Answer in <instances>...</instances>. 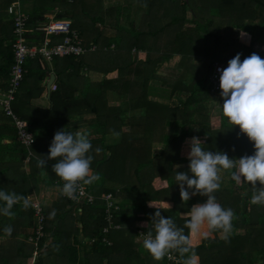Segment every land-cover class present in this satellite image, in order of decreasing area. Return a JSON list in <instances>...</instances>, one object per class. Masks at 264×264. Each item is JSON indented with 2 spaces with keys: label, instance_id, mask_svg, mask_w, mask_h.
I'll use <instances>...</instances> for the list:
<instances>
[{
  "label": "trees",
  "instance_id": "16d2710c",
  "mask_svg": "<svg viewBox=\"0 0 264 264\" xmlns=\"http://www.w3.org/2000/svg\"><path fill=\"white\" fill-rule=\"evenodd\" d=\"M15 1L32 2L27 19L32 29L27 34L29 41L41 44L39 24L46 21V13L54 12L57 18L70 19L83 44H94L96 50L80 56H54L51 67L41 55L26 61L12 109L35 130L29 171L23 167L27 149L17 141L11 119L1 112L0 190L26 197L28 192L37 191L41 180L37 162L49 155L54 135L61 130L57 122L61 116L87 126L83 131L92 144L91 168L100 178L87 184L95 200L90 204L82 202L80 213L73 215L75 204L61 192L55 201L41 205L45 215L41 237L35 234L34 205L27 209L22 203L14 205L12 217L0 213V264H27L26 260L33 256L32 264H183L187 255L182 257L171 250L168 253L175 259L165 255L156 260L144 249L143 242L134 241L138 229L145 234L153 230L151 217L157 208L149 206L152 201L171 203L160 209L161 214L173 218L190 237L196 264H264V204L250 203L253 189L249 183L242 181L238 185L231 178V170H221V186L213 195L222 207L231 208L235 214L232 232L225 242L219 231H210L207 225L199 233L185 227L191 207L206 202L207 197L197 200V194L184 202L175 181L178 171L188 172L189 160L180 156L187 137L204 135V150L222 151L232 159L255 152L254 143L223 115V98L220 124L218 128L210 124L209 76L215 62L228 61L238 53L242 54L241 60L252 53L264 59L260 51L264 43V0H135V6L143 12L137 20L130 16V3L0 0V10H5L0 11V91L8 86L13 63V25L7 6ZM123 17L130 18L128 23H122ZM240 31L250 35L248 45L239 42ZM132 51L138 52L137 56ZM175 55L179 56L178 75L169 78L157 74L162 62ZM49 68L56 75L55 88L49 97L51 107L43 124L38 125L30 114L29 99L45 90L42 82ZM85 70L103 74L117 70L118 75L91 81ZM153 81H159L160 88L167 91V103L148 98L157 88L151 85ZM109 91L119 96L118 104L109 103ZM41 135L49 138L46 143ZM110 135L118 136V141L106 144ZM46 162L48 179L43 182L61 185L62 180L52 171L56 161ZM155 180L167 185L156 189ZM117 191L126 195L112 210L109 232L103 233L108 224L102 197L107 192L119 197ZM3 206L4 202H0ZM8 225L13 228L11 236L4 232ZM205 232L209 233L207 238ZM30 237L33 240L29 241Z\"/></svg>",
  "mask_w": 264,
  "mask_h": 264
},
{
  "label": "clouds",
  "instance_id": "9594fccd",
  "mask_svg": "<svg viewBox=\"0 0 264 264\" xmlns=\"http://www.w3.org/2000/svg\"><path fill=\"white\" fill-rule=\"evenodd\" d=\"M241 55L236 54L226 68L218 69L221 73L220 94L224 100L222 111L229 123L239 126L241 133L254 143V154L232 159L222 151L204 150L201 139L193 136L187 141L190 145L188 172L178 171L175 176L182 201L187 202L197 194L207 197L206 202L191 207L186 214L189 219L185 227L190 232L199 233L207 225L210 231H219L225 242H228L232 232L235 214L231 208L222 207L213 195L221 186V170H231V178L236 184L243 181L252 186L251 204H264V59L252 53L241 60ZM91 150L92 144L86 132L57 130L49 155L38 160L37 166L45 168L47 160H55L52 171L64 181L61 193L74 199L81 183L91 184L100 178L99 174H93L91 168ZM0 202H4L0 213L12 217L15 215L13 206L22 203L27 209L31 206V197L0 190ZM149 206L154 205L150 202ZM151 226L155 234L153 230L147 231L143 247L154 259L160 260L169 251L176 250L182 257L187 255L183 264H196L197 257L190 237L184 234L183 228L177 227L172 218L163 216L159 208L151 217ZM4 232L11 236L12 226H6ZM208 235V232L204 233L205 238Z\"/></svg>",
  "mask_w": 264,
  "mask_h": 264
},
{
  "label": "built area",
  "instance_id": "2783aa9c",
  "mask_svg": "<svg viewBox=\"0 0 264 264\" xmlns=\"http://www.w3.org/2000/svg\"><path fill=\"white\" fill-rule=\"evenodd\" d=\"M7 14L12 20L13 25V63L10 69L8 86L5 90L0 91V111L11 119V123L16 129V139L27 149L25 160L29 161L32 154L30 148L34 142V133L30 129L29 123L25 119L17 116L12 109V102L15 99V95L24 77V65L26 64V61L36 55H41L46 62L51 63L54 56H80L87 52L96 50V45H84L78 31L71 26V21L66 18L55 17L54 12L52 15H49V17L45 15L47 18L46 21L39 24L43 40L40 45H37L28 39L27 34H29L32 29L27 26L28 14L23 11L21 2L15 1L10 3L7 6ZM53 37H59V40H53ZM227 66L228 61L215 62L213 65V70L209 76L211 93H221V73L218 69L226 68ZM52 87L54 89L55 85L52 84ZM60 183L63 187L64 181H61ZM63 196L75 204L74 206L77 210L75 211V214L82 211V207L80 206L82 202L90 204L95 200V196L91 192V188L87 184L83 183H81L78 187L74 199L68 198L65 195ZM115 198L116 195L111 192L105 193L102 197L103 211L105 212L104 219L108 224L104 225L102 229L103 233L109 232V229L113 224L112 210L113 208H117ZM34 216L36 221L35 234L37 237H41L44 234L43 227L45 215L40 203L34 204ZM114 227L118 228L119 226L116 225ZM140 235L143 237L141 239H144L145 233L140 232ZM31 240H33L32 237L29 238V241ZM102 240L108 244L110 243L106 237H103ZM166 255L169 258L175 259L171 253H167Z\"/></svg>",
  "mask_w": 264,
  "mask_h": 264
},
{
  "label": "crops",
  "instance_id": "0c3cea01",
  "mask_svg": "<svg viewBox=\"0 0 264 264\" xmlns=\"http://www.w3.org/2000/svg\"><path fill=\"white\" fill-rule=\"evenodd\" d=\"M132 2H128L127 4H129V3L131 4ZM105 4L112 5L111 3H108V0H105ZM21 7H22L23 11L25 13H27L28 15L33 9L31 1L21 2ZM0 11L2 13H5L4 8H2ZM131 11H133L132 14H135V11L136 12H142V10L140 8H137V7H136V9H133V10L131 8ZM130 16L132 18L134 17V15H131V14H130ZM48 65L50 67L52 66V64L49 63V62H48ZM48 70L49 71H47V75L44 78V81L42 82V85H44V86H45V83H46V79L49 77V74L51 72H53V71H50V68ZM85 74H87V76L89 77V79L91 81H99L102 78L113 79V78H116L117 75H118L117 70H113L111 72H108L107 74H103L101 72H95V71H92V70L91 71L90 70L89 71L85 70ZM100 75H101V77H99ZM110 76H112V77H110ZM55 80H56V75H55ZM55 80L53 82L54 85H55ZM52 90H53V87L51 85V91ZM51 91H50V93H51ZM76 94H77V92H76ZM111 95L113 97L116 94L111 93L109 91L108 92V97L111 96ZM19 97H20V95H19ZM21 97H22V95H21ZM49 97H50V95L47 96V91H46V87H45V90H43L39 95L34 94V96L29 99L30 114H31L33 120H35V122H37L38 125H42L43 124L42 120H44L43 118L45 117V113H47L48 109L51 107V102L49 100ZM109 103H110V101H109ZM0 113H1V111H0ZM88 117H89V115L88 116L84 115V118H88ZM54 122H56V121H54ZM57 122L60 123V125L58 126V129H61V130H65V129L67 130V129H69L67 127H71V128H75L73 130L77 131L78 126L80 127V126H84L85 125V123H83V122L75 123L73 118H65V117H62V116H61V121L59 122V120H58ZM61 124H63V126H61ZM46 125H48V124H46ZM48 127H50V124L48 125ZM32 130L35 132L34 129H32ZM41 137H42V139H43L42 141L44 143H46L48 141V139H49L45 135H41ZM196 137H199L202 142H204V140H205V136L204 135H200V136H196ZM190 138L191 137H187L185 139H190ZM7 141L8 140H3V142H7ZM117 141H118V136L110 135V136L106 137L105 143L106 144H114ZM184 143L185 142L182 143L181 148H180V156L188 158V153L190 151V145L188 144L187 146H185V145H183ZM26 169L27 168H25V171L28 172L29 170H26ZM48 169H49V163L48 162H46V167L45 168H41L40 167L39 174H40L41 180H40V183L38 184L39 185L38 189H37V191H31V192L27 193V197H29V196L31 197V204L32 205H34L36 203H38V204L40 203L41 204V202L42 201L44 202V200H46V202L48 204H50L51 202H53V201H55L57 199V197L59 196V194L61 192V190H60L61 189V185L59 183L52 184V185H46L45 182H43V181H46L48 179V171H49ZM154 183L155 184H153V185H154V187L156 189L165 187L167 185L166 182L162 181V180H155ZM159 184H162V185H159ZM152 202L158 203V206H164V207H170L171 206V203H167V202H164V201H152ZM33 258H34V256H33Z\"/></svg>",
  "mask_w": 264,
  "mask_h": 264
},
{
  "label": "rangeland",
  "instance_id": "374dc122",
  "mask_svg": "<svg viewBox=\"0 0 264 264\" xmlns=\"http://www.w3.org/2000/svg\"><path fill=\"white\" fill-rule=\"evenodd\" d=\"M119 2L124 4V5L127 4L128 2H132L131 3L132 4V10L136 9L135 0H108V3H111L112 5L113 4H117ZM132 12L133 11H130V14L134 15L133 19H135V20H137L138 18H141L142 14H143V12H136L135 11V14H132ZM45 15L47 17H49V15H52V13L48 12ZM187 16L190 17V12L187 13ZM121 20H122V23H128V20H126L125 17H123ZM238 40H239L240 43H242L244 45H248L250 43V35L247 32L240 31L239 34H238ZM114 46L115 45L113 44L112 47H114ZM260 49H261L260 50L261 52H264V43H263V45L261 46ZM132 53L135 56H137V54H138V52H136V51H132ZM230 59L231 58H228L227 60L229 61ZM179 72H180V70H179V56H176V55L173 56L172 58H170L169 60L162 62V64L158 67V70H157V74L162 75L164 77H169V78L171 76H172V78H175L176 77L175 75H178ZM112 76H110V77H112ZM99 77H101V75ZM151 85H153V86H155L157 88H156V90H153L149 94L148 98L151 101H154V102L167 103L168 102V98H167V95H166L167 91L165 92V90H162V88H160V82L159 81H153V82H151ZM210 95H211L210 96L211 100L208 101V106H209V109H210L209 120H210V124L213 126V128H218V126L220 124V116H219V109L220 108H219V106H220V103L222 101V96H221L220 93H216V94L211 93ZM108 101H110L111 104H118L120 102L119 96L115 95V96L112 97V95H111V96L108 97ZM86 127H87L86 125L80 126V127L78 126L77 130H81L82 131V130L86 129ZM67 128H69V130L75 129V128H71V127H67ZM189 140L190 139H185V141H183V142H185L183 145L187 146L188 145L187 141H189ZM23 167H24V169L27 168L26 170H29L28 169L29 168L28 161H26V160L24 161ZM153 184H155V183L153 182ZM159 185H162V184H159ZM120 192L117 191L119 197L116 196V198H115V202L116 203H117V201L122 199V196L126 195L124 192H122V191H120ZM204 198H205L204 196L199 195V198H197V200H204ZM152 203L154 205L152 207H155V208L157 207L159 209H163L164 208V206H158V203H156V202H152ZM45 204H48L46 202V200H44V202L43 201L41 202V205H45ZM75 211H77V210L74 207L73 215H75ZM103 214L105 216V212ZM140 232H142V230L138 229L137 230L138 235H136L134 237V241L136 243L143 242V239H141L143 237L140 235ZM33 259H34L33 257L28 258L26 260V263L27 264H32L33 261H34ZM168 259L173 260L172 258H169V257H168Z\"/></svg>",
  "mask_w": 264,
  "mask_h": 264
},
{
  "label": "water",
  "instance_id": "95a60500",
  "mask_svg": "<svg viewBox=\"0 0 264 264\" xmlns=\"http://www.w3.org/2000/svg\"><path fill=\"white\" fill-rule=\"evenodd\" d=\"M55 80V74L53 72H51L49 74V77L46 79V83H45V87H46V91H47V96L50 95V91H51V85Z\"/></svg>",
  "mask_w": 264,
  "mask_h": 264
}]
</instances>
